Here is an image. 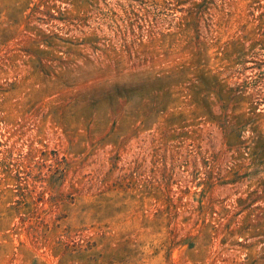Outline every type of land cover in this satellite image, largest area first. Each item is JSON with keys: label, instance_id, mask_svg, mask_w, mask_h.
Here are the masks:
<instances>
[{"label": "rangeland", "instance_id": "obj_1", "mask_svg": "<svg viewBox=\"0 0 264 264\" xmlns=\"http://www.w3.org/2000/svg\"><path fill=\"white\" fill-rule=\"evenodd\" d=\"M0 264H264V0H0Z\"/></svg>", "mask_w": 264, "mask_h": 264}]
</instances>
